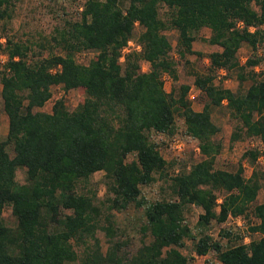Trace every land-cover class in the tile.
Listing matches in <instances>:
<instances>
[{
	"label": "trees",
	"instance_id": "1",
	"mask_svg": "<svg viewBox=\"0 0 264 264\" xmlns=\"http://www.w3.org/2000/svg\"><path fill=\"white\" fill-rule=\"evenodd\" d=\"M13 1L0 0V21L9 19ZM160 6L167 10L163 18ZM263 23L264 0H84L79 18L67 20L51 38L62 54L29 57V45L6 37L0 69L7 119L0 139V264H193L180 251L184 238L195 255L211 252L222 264H264V170L252 168L245 177L241 162L233 171L215 168L222 146L210 116L211 108L224 102L237 122L229 141L255 137L262 144L260 152L245 150L241 159L253 164L264 156V79L253 73L264 50L242 64L237 58L243 43L255 51L264 41ZM137 26L139 49L126 52L120 63ZM201 28L209 30L204 41L219 49L207 54L203 72L193 74L192 84L203 98L201 109L194 110L187 99L189 86L166 91L162 77L177 80L172 49L179 58L199 55L191 43ZM167 29L177 32L174 46ZM82 50L94 52L87 64L75 61L74 54ZM141 61L148 63L147 71L140 70ZM220 70H233L238 84L245 79L250 84L235 91L216 84ZM53 85L80 88L83 98L71 110L62 98L49 112L37 110ZM175 116L196 141L201 158L169 175L148 134H171ZM19 168L23 183L15 180ZM97 171L104 186L100 199L89 183ZM157 177L166 181L168 194L148 201L140 186ZM259 189L263 195L255 202ZM6 205L11 225L2 218ZM128 205L141 209L143 217L133 251L112 221L113 212ZM190 206L201 210L194 226L185 218ZM248 209L254 222L248 220ZM235 216L248 222L242 233L220 229L227 245L207 233L211 222L219 225ZM97 230L106 238L104 251ZM244 236L250 237L247 243ZM74 246L82 247L80 253Z\"/></svg>",
	"mask_w": 264,
	"mask_h": 264
},
{
	"label": "rangeland",
	"instance_id": "2",
	"mask_svg": "<svg viewBox=\"0 0 264 264\" xmlns=\"http://www.w3.org/2000/svg\"><path fill=\"white\" fill-rule=\"evenodd\" d=\"M84 0H14L10 5V17L5 21H0V69L2 62L4 61V39L10 37L15 41L25 42L30 47L28 52L29 57L41 56L45 57L51 53L62 54L57 46L52 41V36L56 34V30L62 28L65 22L74 21L79 18L80 6ZM166 8L164 6L159 7V16L165 17ZM264 31V23L260 27ZM139 30V27H135L132 38L126 43V49L128 51L138 50L139 46L135 42V34ZM207 28H201L194 34V40L191 47L195 52H199V55L194 53H186L183 58H179L174 49L171 50L170 56L176 64L177 80L173 81L167 74L162 77L163 88L168 91L171 87L177 88L180 84H187L189 86L187 92V99L190 102V106L194 110H200L202 107L203 98L199 94V91L193 86V74L194 72H203L206 68L207 54L218 48L216 45H210L204 41V35L207 34ZM172 46L175 45L177 32L173 29H167L164 31ZM264 50V41L257 47V49L251 50V48L243 43L237 51V58L242 64L246 58L252 56H261ZM127 51V52H128ZM125 52V51H124ZM119 59L120 63L123 61ZM94 56L92 50H82L74 54L75 61L79 64H87V62ZM3 60V61H2ZM140 70L147 71L148 63L145 61L140 62ZM253 73L258 79H264V60H262L253 69ZM214 82L221 84L224 87L235 91L237 88L244 90L249 84L250 79H245L241 84H238L235 72L231 70L228 74L220 70L216 72ZM1 86V85H0ZM237 89V90H238ZM50 98L37 110L49 112L51 104L57 98H62L65 107L68 110L75 108L83 98V93L80 88H72L64 90L62 85H53L50 87ZM211 119L219 127L218 133L215 135V139L221 143V149L216 155L214 160V167L218 169H225L233 171L238 162H241L243 167V176H248L251 169L264 170V156L259 154L253 164L241 159V154L245 150L255 149L259 152L262 150V144L255 137H243L234 142L229 141V136L234 127L237 125L235 119L230 115L229 110L224 105L211 108ZM7 119L2 111V102L0 98V139H3L6 133ZM148 137L156 144V147L167 162L168 166L166 172L169 175H173L180 170L182 166H188L190 163L198 161L201 156L196 148V141L187 137L184 133V127L179 117L175 116L174 130L171 134L149 132ZM178 145V146H177ZM7 151L11 155L10 147H6ZM131 158V157H129ZM24 169L19 168L15 171V180L18 183L24 182ZM102 172H94L89 177V183L92 188L96 190V198L100 199L103 196L104 186L101 183ZM264 184V180L262 181ZM141 195L148 201L159 199L168 194L166 181L157 177L152 183L148 185L140 186ZM219 196V193H217ZM263 190L259 189L255 202L261 201ZM251 207V206H250ZM201 212L200 208L196 206H190L185 211V218L189 225L194 226L196 224L197 216ZM2 218L7 225L13 224V217L10 213V207L4 206L2 210ZM142 210L136 209L133 205H128L127 208L121 212H113L112 221L124 234L127 236L129 243L127 249L133 251L139 244V233L137 231L138 225L142 220ZM248 220L254 222V217L251 215L248 209ZM247 220L243 221L242 227H235V224L231 220L225 221L220 225L211 222L208 226L207 233L213 240H218L221 244L227 245L226 237L219 236L221 228L231 229L232 233L245 232ZM95 237L99 240L101 251H104L107 242L101 231L95 232ZM256 237V236H254ZM250 238V237H249ZM184 245L180 248V251L193 258V262L196 264H206L205 260L198 259L191 249V241L187 238L183 239ZM77 253L82 250L81 246H74ZM204 260V261H203ZM208 261L214 263L213 255L211 252L207 254ZM216 262V261H215ZM218 264V263H217Z\"/></svg>",
	"mask_w": 264,
	"mask_h": 264
},
{
	"label": "crops",
	"instance_id": "3",
	"mask_svg": "<svg viewBox=\"0 0 264 264\" xmlns=\"http://www.w3.org/2000/svg\"><path fill=\"white\" fill-rule=\"evenodd\" d=\"M207 31V34L206 35H204L203 37L204 38H206L208 35H209V30L207 29L206 30ZM192 44V43H191ZM192 48V47H191ZM219 48H215L214 50H218ZM228 220H231L232 221V223L233 224H235V227H242V223H243V221H245V218H243L242 216H235V217H228L225 221H228ZM224 221V222H225ZM223 222V223H224ZM220 225V224H219ZM244 228L246 227V226H243ZM230 231H231V229H229ZM247 240H249V236H244V237H242V242H244V241H247ZM208 254V253H207ZM207 254H205V255H196L197 257H198V259H204L205 260V262H206V264H212V262L211 261H208V260H206L207 259ZM212 255H213V260H214V263L213 264H222L220 261H218L216 258H215V256H214V254L212 253ZM203 260V261H204ZM216 261V262H215ZM193 264H196L195 262H193Z\"/></svg>",
	"mask_w": 264,
	"mask_h": 264
},
{
	"label": "built area",
	"instance_id": "4",
	"mask_svg": "<svg viewBox=\"0 0 264 264\" xmlns=\"http://www.w3.org/2000/svg\"><path fill=\"white\" fill-rule=\"evenodd\" d=\"M128 43V42H127ZM125 51V52H124ZM128 50L126 49V46H124L123 48H122V50H121V53H126ZM120 58H122V56L120 57ZM3 60H4V58H3ZM2 60V61H3ZM178 146V145H177ZM248 242V240L247 241H244L243 243H247Z\"/></svg>",
	"mask_w": 264,
	"mask_h": 264
}]
</instances>
